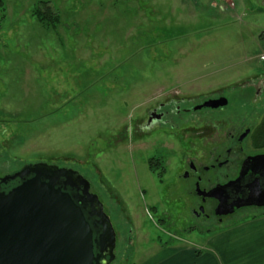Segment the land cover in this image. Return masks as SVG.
Wrapping results in <instances>:
<instances>
[{"label":"rangeland","instance_id":"1","mask_svg":"<svg viewBox=\"0 0 264 264\" xmlns=\"http://www.w3.org/2000/svg\"><path fill=\"white\" fill-rule=\"evenodd\" d=\"M4 1L0 174L37 162L79 171L113 223V264L151 262L173 244L200 247L262 210L217 226L195 219L186 184H173L180 164L169 167V157L166 173L148 166L150 156L181 152L175 130L141 126L170 93L194 103L221 93L229 103L211 116L254 119L264 0ZM42 1L59 13L56 26L33 15Z\"/></svg>","mask_w":264,"mask_h":264},{"label":"water","instance_id":"2","mask_svg":"<svg viewBox=\"0 0 264 264\" xmlns=\"http://www.w3.org/2000/svg\"><path fill=\"white\" fill-rule=\"evenodd\" d=\"M226 104L225 97L206 103L212 107ZM256 161L252 169L258 174L253 177L252 173L245 184L246 173H242L232 183L211 190L210 195L220 201L219 214L243 206L264 207V157ZM31 174L0 195V264H111L116 232L104 204L91 192L90 181L72 168L45 162L26 164L12 177ZM60 184L81 194L73 196ZM238 186L243 188L240 195ZM93 215L101 225L97 232L90 221Z\"/></svg>","mask_w":264,"mask_h":264},{"label":"flooded vegetation","instance_id":"3","mask_svg":"<svg viewBox=\"0 0 264 264\" xmlns=\"http://www.w3.org/2000/svg\"><path fill=\"white\" fill-rule=\"evenodd\" d=\"M253 85L256 86L251 102L255 111L254 119L249 116L237 119L211 116L212 112L222 111L229 103L226 96L217 92L215 96H208L198 103H194L195 96L191 97L182 93L184 96H179L170 93L165 98L162 96L146 111L147 117L141 126L144 133H151L160 128H170L175 130L173 135L181 142V152L173 151L165 156L164 154L150 156L148 158L149 169L157 168L156 170L160 169L163 170L162 173H166L163 166L169 157L175 160L169 161L170 164L166 162L169 167H173V163H175V167L176 164H180L181 171L175 174L173 184H186L190 212L195 219L204 225L210 224L211 221L215 222L216 225L214 226L220 225L223 221L244 215L246 210L250 208L264 209V207L243 206L231 213L219 214L220 201L210 195L212 189L232 183L242 173H246V180L242 184L251 179L252 173L253 177L255 176L254 173L258 174L252 167L255 162H258L256 160L259 157H264V147L256 146L253 135L264 116V82L261 85ZM222 97L227 99L226 105L218 107L206 105L207 102ZM260 109H263V112ZM163 150L164 148L161 151ZM166 151L168 152V150ZM21 169L0 174V195L9 193L23 181L32 177L31 174L22 178L19 176L13 178L12 176ZM59 186L73 196L81 194V191L76 188L64 187L63 184ZM238 188L237 193L240 195L243 193V188L239 186ZM91 192H93L92 188ZM75 200L78 201V199ZM88 211L89 208L86 209V212ZM195 219L193 218L194 221ZM97 220L96 215L90 217L96 232L101 228ZM95 224L98 226L96 227ZM191 225H193L191 230L196 228V223ZM209 226H206V231L212 230ZM104 256L101 258L104 259ZM106 257L109 256L106 255ZM114 260L115 258L111 264Z\"/></svg>","mask_w":264,"mask_h":264},{"label":"crops","instance_id":"4","mask_svg":"<svg viewBox=\"0 0 264 264\" xmlns=\"http://www.w3.org/2000/svg\"><path fill=\"white\" fill-rule=\"evenodd\" d=\"M177 244L135 264H264V209L222 228L200 247Z\"/></svg>","mask_w":264,"mask_h":264},{"label":"trees","instance_id":"5","mask_svg":"<svg viewBox=\"0 0 264 264\" xmlns=\"http://www.w3.org/2000/svg\"><path fill=\"white\" fill-rule=\"evenodd\" d=\"M5 9V1L0 0V10ZM33 15L42 23L45 27L56 26L60 21V15L55 12V9L51 6L49 1H42L34 8ZM253 139L256 142V146L264 147V116L261 123L255 129Z\"/></svg>","mask_w":264,"mask_h":264},{"label":"built area","instance_id":"6","mask_svg":"<svg viewBox=\"0 0 264 264\" xmlns=\"http://www.w3.org/2000/svg\"><path fill=\"white\" fill-rule=\"evenodd\" d=\"M259 59H260V61L264 64V44H263V46H262L261 49H260V52H259Z\"/></svg>","mask_w":264,"mask_h":264}]
</instances>
